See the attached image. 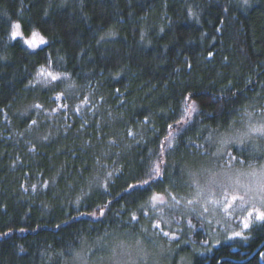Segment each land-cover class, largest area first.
I'll return each mask as SVG.
<instances>
[{
  "label": "trees",
  "instance_id": "1",
  "mask_svg": "<svg viewBox=\"0 0 264 264\" xmlns=\"http://www.w3.org/2000/svg\"><path fill=\"white\" fill-rule=\"evenodd\" d=\"M12 22L47 44L12 41ZM42 66L68 81L53 91ZM258 113L264 0H0V264H72L97 242L161 239L149 186H127L163 160L151 192L182 201L181 177L229 159L209 136ZM180 207L165 215L182 219V243L195 242ZM196 248L184 264H264V223L244 242Z\"/></svg>",
  "mask_w": 264,
  "mask_h": 264
},
{
  "label": "rangeland",
  "instance_id": "2",
  "mask_svg": "<svg viewBox=\"0 0 264 264\" xmlns=\"http://www.w3.org/2000/svg\"><path fill=\"white\" fill-rule=\"evenodd\" d=\"M261 127H264V114L258 113L256 115H250L249 117H246L243 121H241L237 127L233 128L234 131L232 133L226 132L222 135H219L216 139L213 138L214 141H212L213 144L215 143L214 145H216L215 147L217 148L216 155L219 152L220 154L217 156L222 157V155H227L225 153H227L228 150L232 147L221 145V138L236 139L238 137H245V135L247 134V138H245V143L248 145V150L244 153L245 158H247L248 152L256 151L255 159L247 160V163L250 164H237L236 162H234L235 164H232L233 160H231L229 156V159L226 160L225 165L216 166L217 164L210 163L208 164L207 169H212L214 172L220 173L221 179H223L225 173H227L228 175L232 174L230 170L231 168L244 170L246 175L243 176L241 179L245 183L258 179V175L252 176L250 175V173L253 169H255L257 174L259 173L260 166L264 165V153L254 149L252 145L255 144L258 146V148H264V136H261L259 132L252 131V129ZM209 165H211L212 168H209ZM204 170L205 169H199L195 172L196 174H199ZM213 189L217 192V197H213V199L222 200L223 198L219 196L220 190L218 188H215V186H213ZM189 194L185 199H182L180 203L181 207L178 209V211L182 215H184V213L186 212H191L190 214L194 215L195 220L193 219L192 215L190 221L192 225H195V227H192L191 230L193 234H196L197 236L195 238V242L182 243L180 233L182 230H185V228L183 227L182 230L180 228L182 226V219H180L181 221H178V218H169L165 215V208L172 207L173 205L176 206L174 203L168 202L166 204L157 205V207L149 206V208L152 209V215H155V217L157 218V221H154V224H161V227L157 228L155 232L158 236H161V239L155 240L151 244H143L145 249L151 251L153 255L150 257H146L143 261H138V264H184V258L182 253H184L186 249L192 251V249H195L196 247V249L198 250V247L204 246L203 251L209 252L212 248L222 244L244 242V237H247V232H249L252 227L261 224L254 223L247 231L243 229L241 220L245 215L244 209L246 207L249 209L251 208L250 204L246 205L243 202H238L237 205L227 213L223 211V206L220 204H207L206 206L208 207L209 211L207 213H204L202 208V204L204 203V201L202 198L201 203H198L194 206L197 210L192 211V206L186 207L185 205L188 199L193 198L194 190L190 189ZM205 195H207V193H205ZM174 210L175 209H172V211ZM191 215H184V217L189 218L191 217ZM209 220L212 221L211 224L208 223ZM164 221H167V223H164ZM175 229L178 230L174 232ZM234 231H241L243 235L241 237L229 239L228 237L232 236ZM164 232H168L169 235H163ZM97 243V247L93 245L84 246L85 248L87 247L85 249V252H81L79 258H77L76 256L72 264H88V262H92V264H116V260L120 258L123 252V249L119 248L118 245H120L121 243L133 244L140 242L138 240H129L127 238L119 236L116 240L108 241V243L105 244L100 245L99 242ZM113 248L117 249L115 257L112 260H105V257L113 255Z\"/></svg>",
  "mask_w": 264,
  "mask_h": 264
},
{
  "label": "snow or ice",
  "instance_id": "3",
  "mask_svg": "<svg viewBox=\"0 0 264 264\" xmlns=\"http://www.w3.org/2000/svg\"><path fill=\"white\" fill-rule=\"evenodd\" d=\"M247 3V0H244ZM105 37H101L104 39ZM10 39L12 41H22L23 45H25L28 49L32 51H36L40 48V46L46 45L47 40L41 35L40 32L32 30L29 33H25L23 26L19 22L12 23L10 26ZM48 62L46 61L45 64ZM38 77H45V86L49 84L52 85V90L56 91L57 89L61 88V85L68 81V77L66 75H57L51 71L47 70L46 66H42L40 71L37 73ZM39 82V81H38ZM74 85L70 82L67 83V87L64 89L63 92L59 93L55 96V100H62L65 98L64 94L67 92V89L73 88ZM119 91V90H117ZM35 108H40L41 105H34ZM64 107H67L65 104ZM78 111V110H77ZM189 112L196 111L195 105L189 107ZM33 125L37 124V121H32ZM171 127V125H170ZM252 131L259 132L261 136H264V127L261 128H254ZM132 135V132L128 133ZM245 138H247V134L245 137H238L236 139L231 138H221L220 144L223 146H230L233 148L234 152L236 149H239L238 153H225L230 156V159L235 161L237 164H244L247 163L248 159H255L256 151L248 152V156L245 160H239L238 156H243L245 152L248 150V145L245 143ZM47 139V137H44ZM209 139L212 140L213 137L209 136ZM169 148L172 145L169 143ZM252 147L256 150L261 151L264 153V148H258L257 145L253 144ZM220 153L218 152L217 155ZM163 155V153L161 154ZM165 162L163 160L160 163L156 164L152 167L151 171L147 173L149 178L143 179V183L141 185L137 184H129L125 191L134 190L136 187H143L145 185L149 186V198L145 201V204L150 205L151 207H157V205H162L168 203V199L170 198L172 201L175 202V205H179L181 201L177 199L175 195L172 193H153L151 192V187L153 185V181L163 182V177L168 173L166 167H162ZM232 174L228 175L227 173L224 174L223 179H221V174L214 172L212 169H205L203 172L196 174V173H189V179L183 180V177L180 178V182L182 186L193 189L194 194L193 198L188 199L186 202V207L192 206L191 210L196 211L197 209L194 207L196 204L201 203L203 198L204 203L202 204L203 212L207 213L209 211L207 204L213 205H222L224 212H229L232 208H234L238 202H243L246 205L250 204L251 208H245L244 212L245 215L241 220L243 225V229L247 231L252 224L254 223H264V165L260 166V171L257 174L255 169L252 170L250 175L257 176L258 179L255 181H250L245 183L241 178L246 175L243 169H230ZM170 184L176 183V181L169 180ZM218 188L219 196L223 199H213V197H217V192L213 189ZM107 190V187H105ZM207 193V195H205ZM134 194V193H133ZM79 203V201L77 202ZM145 204L141 205V208L145 206ZM174 206V205H173ZM99 207V206H98ZM87 215H94L93 213H83ZM147 213H145L146 215ZM104 212H100L99 216H104ZM99 218V217H97ZM131 221H139V218L136 215H131ZM167 223V221H164ZM209 224L212 223L211 220L208 221ZM190 226L191 221H189ZM153 227L160 228L161 224H154ZM163 235L168 236V232H164ZM243 233L241 231H234L232 236L228 237L229 239L241 237ZM175 238V237H173ZM247 238L246 236L244 237ZM113 251L115 249H112ZM79 253L76 254L77 258H79ZM264 259V255L261 257Z\"/></svg>",
  "mask_w": 264,
  "mask_h": 264
},
{
  "label": "clouds",
  "instance_id": "4",
  "mask_svg": "<svg viewBox=\"0 0 264 264\" xmlns=\"http://www.w3.org/2000/svg\"><path fill=\"white\" fill-rule=\"evenodd\" d=\"M118 247L123 249V252L120 258L116 260V264H138V261H143L146 257L153 255L151 251L146 250L144 245L140 243H121ZM113 249H115L114 251L112 250L113 255L105 257V260H112L115 257L117 249ZM88 264H92V262H88Z\"/></svg>",
  "mask_w": 264,
  "mask_h": 264
}]
</instances>
